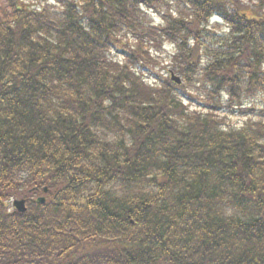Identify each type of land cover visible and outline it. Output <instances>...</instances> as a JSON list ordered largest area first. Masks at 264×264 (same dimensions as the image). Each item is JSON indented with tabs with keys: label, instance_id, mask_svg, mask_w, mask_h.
I'll return each mask as SVG.
<instances>
[{
	"label": "trees",
	"instance_id": "16d2710c",
	"mask_svg": "<svg viewBox=\"0 0 264 264\" xmlns=\"http://www.w3.org/2000/svg\"><path fill=\"white\" fill-rule=\"evenodd\" d=\"M0 264H264V0H3Z\"/></svg>",
	"mask_w": 264,
	"mask_h": 264
},
{
	"label": "rangeland",
	"instance_id": "374dc122",
	"mask_svg": "<svg viewBox=\"0 0 264 264\" xmlns=\"http://www.w3.org/2000/svg\"><path fill=\"white\" fill-rule=\"evenodd\" d=\"M41 1H43V0H26V2H30V3H32L34 5H38ZM2 4H3V0H0V6ZM158 21H159L158 18L154 19V23L155 24H158ZM221 30H224V27L223 26H220V31ZM166 52H164V54L162 56L163 57H166V60L165 61H168L170 59L169 57L173 53V50L170 47H167L166 48ZM223 100L225 101L226 99H223ZM222 116L225 118V122L227 123V125L232 126V127H234V126L235 127H240L245 122V120H247L249 118V117H246L243 114H240L238 111L228 112L227 114L226 113L225 114L223 113L221 115V117ZM10 204H11V202H10Z\"/></svg>",
	"mask_w": 264,
	"mask_h": 264
},
{
	"label": "water",
	"instance_id": "95a60500",
	"mask_svg": "<svg viewBox=\"0 0 264 264\" xmlns=\"http://www.w3.org/2000/svg\"><path fill=\"white\" fill-rule=\"evenodd\" d=\"M176 82H178L177 79L173 78ZM38 202L43 203V199H38ZM13 207L16 209L17 212L23 213L25 212V206H24V201H14L13 202Z\"/></svg>",
	"mask_w": 264,
	"mask_h": 264
}]
</instances>
